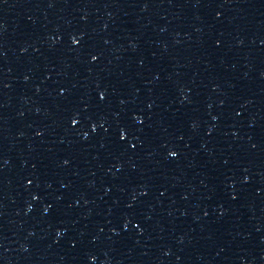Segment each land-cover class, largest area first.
<instances>
[{
	"label": "water",
	"instance_id": "obj_1",
	"mask_svg": "<svg viewBox=\"0 0 264 264\" xmlns=\"http://www.w3.org/2000/svg\"><path fill=\"white\" fill-rule=\"evenodd\" d=\"M0 264H264V0H0Z\"/></svg>",
	"mask_w": 264,
	"mask_h": 264
},
{
	"label": "snow or ice",
	"instance_id": "obj_2",
	"mask_svg": "<svg viewBox=\"0 0 264 264\" xmlns=\"http://www.w3.org/2000/svg\"><path fill=\"white\" fill-rule=\"evenodd\" d=\"M217 15H220V13H217ZM72 42H73V44L79 43V41H77L75 37L72 38ZM97 58H98V57H97L96 55H92V56H91V59H92L93 61L97 60ZM100 99H101V100L105 99V93H104L103 91L100 93ZM149 107H151V105H149ZM135 119H136L137 122H139V123H142V122H143L139 116H136ZM214 119H215V118H214ZM71 123L76 124V123H77V120H76L75 118H73L72 121H71ZM92 128H93V130H95L96 125L93 124V125H92ZM127 135H128V129H126V128H121L120 131H119V139H120L121 141H123V140H125V138H126ZM132 147L134 148L135 145H132ZM169 155L175 157V156L177 155V152H176V151H170V152H169ZM64 163L67 164L68 161L65 160ZM247 179H248V177H245V180H247ZM29 183H31V181H29ZM33 198H34V199H38V197H35V196H34ZM235 198H236V197L233 196V199H235ZM50 207H51V206L45 207V208L43 209V211H44L45 213H48V212L50 211ZM129 207H131V205H129ZM126 226H127V221L125 222V227H126ZM114 230H115V229H114ZM59 234H60V233L58 232L57 235H59ZM92 259H95V257H92Z\"/></svg>",
	"mask_w": 264,
	"mask_h": 264
}]
</instances>
